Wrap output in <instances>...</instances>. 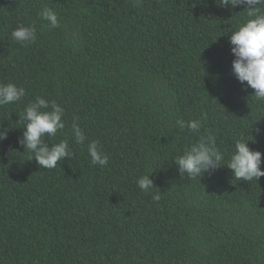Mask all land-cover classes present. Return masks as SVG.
<instances>
[{
  "label": "trees",
  "instance_id": "16d2710c",
  "mask_svg": "<svg viewBox=\"0 0 264 264\" xmlns=\"http://www.w3.org/2000/svg\"><path fill=\"white\" fill-rule=\"evenodd\" d=\"M219 3L0 0V82L26 89L0 106V129H9L0 140V264H264V176L238 181L227 166L243 135L264 169V101L232 71L229 37L247 10ZM44 7L59 27L39 16ZM18 25L34 27L36 41L16 42ZM38 97L65 109L64 129L45 142L67 140L73 156L54 169L18 143ZM208 132L222 166L181 176L174 158ZM91 141L106 167L91 164ZM147 172L152 194L137 187Z\"/></svg>",
  "mask_w": 264,
  "mask_h": 264
},
{
  "label": "clouds",
  "instance_id": "9594fccd",
  "mask_svg": "<svg viewBox=\"0 0 264 264\" xmlns=\"http://www.w3.org/2000/svg\"><path fill=\"white\" fill-rule=\"evenodd\" d=\"M221 6L234 8L245 6L247 19L242 25L232 30L229 37L231 52L235 59L232 61V71L242 87L254 89V97L264 101V0H220ZM39 16L48 23L51 28L60 26L58 14L49 7H44ZM12 38L27 45L36 41V29L32 26L18 25L11 33ZM246 82V84H245ZM26 95V89L13 82H0V106L20 102ZM64 107L56 100H47L38 97L35 102L24 109L22 120L24 131L18 137V143L30 153L28 159L33 157L40 168L54 169L60 161L66 157L71 159L73 152L67 140L58 143L45 142L54 138L58 131L64 129ZM21 119V117H20ZM180 129L187 128L192 132H199L202 127L201 120H177ZM9 129H0V140L7 138ZM72 131L76 144H84L86 135L82 128L74 123ZM248 139L243 135L234 142L233 152L227 166L233 170L234 178L238 181L259 180L264 176L261 168L262 153L252 150L248 146ZM88 153L93 166L106 167L109 156L100 149L97 141H91L87 145ZM224 154L216 147L215 136L208 132L201 137L200 142L192 145L174 158V162L181 176L187 174L191 178L201 177L207 171L213 173L222 166ZM151 172V171H150ZM147 172L137 179V187L144 193L152 194L156 188L154 181ZM154 201L160 200V194L152 195Z\"/></svg>",
  "mask_w": 264,
  "mask_h": 264
}]
</instances>
